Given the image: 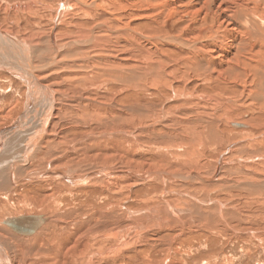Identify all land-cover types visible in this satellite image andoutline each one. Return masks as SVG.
Here are the masks:
<instances>
[{
    "label": "rangeland",
    "instance_id": "1",
    "mask_svg": "<svg viewBox=\"0 0 264 264\" xmlns=\"http://www.w3.org/2000/svg\"><path fill=\"white\" fill-rule=\"evenodd\" d=\"M70 1L0 0V32L8 34L9 36L6 35L7 38H10V36L11 38L19 37L18 39L31 38L36 34L43 36L42 45L37 48L34 47L36 55L40 56V60L39 58L32 59V65L35 64L36 72L45 73L41 77L42 84L48 80L51 74L64 73L44 71L50 68L44 69L43 65L47 60H41L42 57H45L41 55L42 50L49 43L45 37L51 33V36H59L60 38L72 35L77 28L92 31V35L99 39L107 38L125 28H131L137 35L141 36L145 43H141V46L134 43L133 47L125 46L126 48L111 47L112 54L109 55L113 56L115 54L114 57L124 58L127 63L133 61V63H136V68L140 66L143 70L141 72L146 74L150 73L147 63H152L155 75L153 74L152 79L144 78L137 81L136 87L119 85L115 80L109 84L106 82L108 87H106V90L103 89L104 93L100 92L95 97L91 94L92 100H94H90L91 102L89 100L85 101L83 96V92L89 91V87L85 86L86 88L82 87L74 90V92L72 89L69 96H76L75 101L86 103L79 104L81 107L86 106L89 102V105L95 106L96 104V107L99 106V102H105L106 104L102 103L104 105L108 104L106 107L113 110L108 111L106 119L99 118L100 116H94V119H91L88 117L89 115L85 114L80 115L82 116L81 119H76L77 116L73 114L77 109L72 108L76 103L69 100L66 105L70 107L66 105L64 107L61 98H65V95L62 96L60 93L67 95L68 93L60 92L56 94L54 118L58 117L57 119L61 123L58 124V127L51 125L48 128L47 135H51V138H55L57 141L53 142V145L46 139L45 143L48 142L49 144L45 145L43 135H39L41 129L39 126H41L42 116L47 110V100L38 91H33L36 102L28 106L29 91L27 86L8 72L9 69H0V132L3 141L0 147V244H2V246L0 245L2 248L0 252L5 254L9 263L11 260L15 264L16 257L22 260L26 255L31 254L34 258L35 253L39 256L47 248H64L66 244L71 246L70 239L74 240V248L78 249L79 246L84 245L86 239H92V234L97 232L94 238L101 239V243L102 240H106L105 244L99 245L96 243L86 249L102 254L115 244L112 240L113 237L110 239L103 238L104 235L106 236L105 232L111 229L115 223H119L124 216L130 214L129 217H131L122 225L130 227H134L138 223L150 225V214L146 213L148 215L146 216L143 210L154 211V207L164 210V206L166 207L165 201L171 203L173 207L189 208L194 201L190 202L189 207H187L185 201L181 198L183 194L189 201V197L193 196L200 199L202 203L208 204L209 202L208 205L204 206L198 203L192 205L191 208L194 209H192V218L195 219L193 225L189 223L191 220L184 213V218L182 217L181 221L188 223L183 228H180L177 222H173L174 229L170 228V230L160 231L155 227L152 228V226L150 227L151 230L142 233L141 241L135 246V249L132 247L125 250L122 258L117 259L115 263H107L103 257L102 261H98L101 258L99 255L91 259L94 262L93 264H146L148 261H151L149 264H163L164 260L168 258L167 256L181 264H264V162H261L262 164L259 162L264 160V151L252 146V148L244 147L246 143L250 142V135L259 138L264 136V110L254 109L255 103L262 106L263 93L260 94L258 90L249 93V87H243L240 83L233 82L232 77L229 74L227 76V73L222 74L227 83L215 79L209 81L204 77V72L202 73L199 67L196 68V66L186 64L189 62V57L187 56L188 58L185 59L184 52L174 48V46L180 45L187 51L192 46L191 42H186L183 45L184 43H178L176 42L177 39L174 38L176 39V45L169 44L174 42L168 43V39L180 37L184 28L195 33H198L199 30H206V38L199 39V43L205 40L216 41L217 44H214V48L219 49L222 42L220 40L219 43V38L225 32L223 28L218 27L220 19H222L219 17V11L221 8L231 9L232 11L241 10V8L243 10V6H247L250 0H234L235 2L226 0L227 2L230 1L228 5L225 0H216L217 2L215 0H166L153 1L147 5L142 2L137 6L135 4L134 7L128 6L126 8L115 6V0H74L81 4L83 11H88L89 14H83L80 11L79 16H75L77 18L74 17L72 21L67 19L65 26L63 24L58 25L57 23L61 17L60 11L63 8V11H67L66 3ZM131 1L133 2V0ZM207 2H210V4L208 3V5ZM223 2L226 6L222 4ZM203 3H206L205 6ZM238 4H241L242 7ZM14 5L21 8H17V10L16 8H14L15 10L10 8ZM221 5L223 6L221 7ZM210 6L216 7L211 8ZM56 11L58 12L56 13ZM136 11L138 14L146 13L151 14V16H145L148 19L145 17L135 19L136 16L134 15L127 16L131 12L137 14ZM72 12L74 13L75 10L73 9ZM121 14L125 16L121 19L122 22L121 20L118 22ZM101 27L107 28L108 31H101ZM210 28H214L215 32L211 31ZM211 32H213V35L210 34ZM145 38L154 40L159 38L160 42H158L157 47L160 48V51L157 55L153 53L154 47L152 48L151 45L146 44ZM29 43L31 45V41ZM7 45L11 46V44ZM139 47L141 48L139 49ZM30 50L34 51L32 46ZM61 55L62 58H56L57 62L70 61V58H67L63 53ZM31 57L33 58V53ZM160 63H165V73L155 68ZM55 66H58V64L53 67ZM198 71L201 72L197 74ZM216 73L217 71L211 73V75ZM239 76L237 75L235 79L242 82V77ZM105 80L107 81V79ZM105 80L99 79L97 82L103 81L104 84ZM49 85L54 87L52 84ZM62 85H65V82H62ZM64 87H61V90ZM95 89L99 92L98 87H95ZM209 99H215L218 103L214 104ZM227 103L229 105H226ZM81 107L78 108L79 111H82ZM62 108L69 109L64 112L65 109L62 110ZM83 116L85 119H82ZM67 119H72V122ZM82 120H86V122ZM188 120L198 122L187 126ZM21 123H23V126ZM231 123L245 124L246 127L234 128ZM185 125L190 127L191 131L196 132V134L202 133L203 146L195 148L196 150H193L190 146L188 147V145H185V148L182 146L184 144H181L178 138L185 135ZM13 126H15L14 129H12ZM256 126L258 128H255ZM34 136H39L35 139V143L31 140ZM205 136L208 137V140ZM226 140L228 141L226 142ZM48 145L49 147H47ZM231 145L236 148L233 153H229ZM176 146L178 147L176 148ZM23 156H27L28 160L31 163L33 162L32 168L30 162L25 167L23 166L25 163ZM247 158L259 160H247ZM11 164L15 166L14 178L20 180L21 178H27V176L31 179L35 173H43L47 170L55 171L61 174V177L67 178L62 172L63 169L69 172L73 171L79 177L92 172L102 174L109 169L114 170V172H135L139 178L129 179L130 177L122 176L115 179L114 176L106 180L104 177H100L103 180L97 178L96 185L90 181L91 177L88 180H83L82 184L77 183L76 178L70 181L72 184H62L57 180L34 178V181L32 179L30 182L14 187L15 185L7 179ZM214 169H216V175L213 182L198 183L194 180L195 177H190L191 173L197 172L208 180L215 173ZM160 171L189 178L185 182L171 183L165 180L163 182L157 181L155 177H146L145 179L141 176ZM97 174L94 177H98ZM47 182L53 184L50 183L52 185L49 186ZM41 183L43 184L41 185ZM113 183L114 185L120 183V185L128 186L116 190L111 188L115 187ZM129 185L133 187L128 190ZM13 188H16L20 194L12 192ZM128 192L131 194L129 198L127 196ZM20 195L26 197L29 200L28 203L24 201L26 204H19L17 201L21 199ZM27 204L30 205V208ZM216 204L221 205L222 208L219 211L224 220L220 216L217 220L215 214L217 212ZM200 206L207 211L204 214L207 216V221L203 227L199 225V223L203 224L201 220L198 221L201 217V212L199 213L201 209L197 207ZM35 214L48 216L47 218L50 217L51 222L38 231L43 235H47L40 245L42 250L28 253L31 248L26 247L25 243L21 242L26 238L4 227L1 222L7 217ZM84 215L88 217V220L83 222L81 217ZM214 217H216V220H213ZM211 224L218 228L217 232L211 230ZM92 230L96 231L92 232ZM120 231L121 228L115 230L117 234H120ZM143 240L144 243H142ZM20 245H23L26 249L19 250ZM82 256L84 255H79V257ZM85 257L87 259L89 254H86ZM86 259L79 260V263L84 262ZM48 262V264L52 263L51 261ZM19 264L23 263L19 262ZM39 264L42 263L39 262Z\"/></svg>",
    "mask_w": 264,
    "mask_h": 264
},
{
    "label": "bare ground",
    "instance_id": "2",
    "mask_svg": "<svg viewBox=\"0 0 264 264\" xmlns=\"http://www.w3.org/2000/svg\"><path fill=\"white\" fill-rule=\"evenodd\" d=\"M153 1L161 2V1H166V0H133V2L131 0H115V2H116L115 6H118V7H121V8H126L128 6L129 7H134L135 4L137 6V4H141L142 2H145V5H147L148 3L150 4ZM217 1L215 0V2H217ZM224 2L222 4H224ZM229 2H227V5H228ZM208 3L210 4V2H207V4ZM66 4H67V7H68V10L67 11H63V9H64L63 8L60 11L61 17L59 18V21L57 23L58 25L63 24L65 26L66 20L68 19V20L72 21L73 18L76 15L79 16L78 13L80 11H82L83 14H89L88 11H83L84 10L83 7L77 1L71 0L70 2H68ZM205 4L203 3L204 6H205ZM208 5H207V7H208ZM224 5L226 6V4H224ZM238 5L241 6V4H238ZM139 6H141V5H139ZM222 6L223 5H221V7ZM23 7H26V6H23ZM210 7L212 8L214 6H210ZM10 8H12V9L16 8V10H17V8L20 9L21 7H19L17 5H14V6L10 7ZM28 8H30V7H28ZM225 8H227V7H225ZM73 9L75 10L74 13L72 12ZM217 9H218V7H217ZM57 12L58 11H56V13ZM132 13L133 12L128 13L127 16L128 15H130V16L134 15V16H136L135 19H142L145 16H147V17L151 16V14H146V13L138 14V12H137L138 15L134 14V13L132 14ZM214 13H216V12H214ZM123 16H125V15H123V14L120 15V19H118V22H119V20H121L123 18ZM147 17H145V18H147ZM219 17L222 18V19H220V24H219L218 27L219 28L220 27L223 28L224 31H225L224 35L222 37L220 36V38H219V43H220V40H222L221 45H219V49L214 48V46H215L214 44H217L216 41H206L205 40V41L199 43L198 40L202 39L203 37H205L207 35L206 34V30H199L198 33H195L192 30L189 31V29H188V31H187V29L184 28L182 30V32H181L182 34H181L180 37H173L172 39H168V43L169 42H174L175 44L174 43H169L170 45L173 44V46H174V45H176V42H178V43L182 42V44L184 43L183 45H185L186 42H191L192 46L187 51L184 50L183 47H181L180 45H176V46H174V48L176 50L184 52V54L186 55L185 59H186L187 56L189 57V62L186 63V64L191 65V66H196V68L199 67V70H201L202 73L204 72V77L206 79H208L209 81L210 80L213 81L215 79L217 81L219 80V82L227 83L226 78H224V76L222 75L223 73H227V76L229 74L232 77L233 82L240 83L243 87H245V86H247V88L249 87L248 88L249 93L250 92L252 93L253 90H258L260 92V94L263 93V96H264V0H250V2L247 3V6H245V5L243 6V10L241 8V10L232 11L231 9H222L221 8V10L219 11ZM233 17H234V19H232ZM75 18H77V17H75ZM121 22H122V20H121ZM186 28H188V27H186ZM100 30L103 31V32H107L108 31V29L104 28V27H101ZM210 30L215 32L214 28H210ZM213 32H211L210 34L213 35ZM51 34L45 37V38H47V42H49V43H48L47 46H45V49L42 50L43 53H41V55L45 56V57H42L41 60H44V59L47 60L46 63L44 65L43 64L42 65L44 66V69L50 67V68L44 70V71H47L49 73H51V72L54 73L53 71L64 72V73L51 74L48 77V80L45 83L42 84L41 81L43 82V80L41 79V77L45 73H41V72L37 73L36 72L35 67H34L35 64L32 65V59L35 60L36 58H39V60H40V56L36 55V51L34 49L37 48L38 46L42 45V43H43L42 42V37L43 36L41 34H36L34 36H31V38H22V39L20 38V39H18L19 37L18 38H13V37L11 38V36H10V38H7L6 35L9 36L8 34H3L2 32H0V69H4V70L5 69H9L8 72H10L14 77H16V79L17 78L20 79L21 83L23 82L27 86V88H28L27 90L29 91L28 106L30 104H35V102H36V100H35V98L33 96V93H34L33 91H38L47 100V101L45 100L47 102V104H48L47 105V110L45 109L46 112H45L44 116H42L43 119L41 121V126H39L41 128V129L39 128L40 129V134L39 135H41V136L43 135L42 137H43L45 145L49 144L48 142L45 143L46 139H48V141L50 143H53V142L57 141V140H55V138L54 139L51 138L52 137L51 135H47L48 128L51 125H55L56 127H58V124L61 123V121L59 119H57L58 117L54 118V114L56 112V110L54 108L56 94H58L60 92H67L68 93V95L65 94V93H60V94H62V96L65 95V98H61V99H63V101H61L63 103L62 106L66 105L67 101H69V100L72 103L73 102L76 103L75 106L72 107L73 109L74 108L77 109L75 112L73 111L74 112L73 115L77 116L76 119H81L80 118V117H82V116H80L81 114L89 115L88 117H90L91 119H94L93 118L94 116H98V117L100 116L99 118L106 119L105 117H108V114H107L108 111L109 110H113V109H111L109 107H106L108 104L107 105L102 104V103H105V102H102V103L99 102V104H98L99 106H97V107H96V104H95V106L89 105V103L91 102L90 100L93 99L92 96L95 97L100 92L104 93L103 89L106 90V87H108L107 85L109 83H111L113 80H115V82L117 81L119 85L122 84V85H125V86L129 85V86L136 87L137 86V84H136L137 81L142 80L144 78L145 79H149V78L152 79L153 78V74L155 73L154 72L155 70L152 68L153 67L152 63H147L148 69L150 68V71H149L150 73L146 74L145 72H143V73H145V74H143L141 72V70H142L141 67L139 66L138 68H136L137 67L136 63H133V61H129L130 63L129 62L127 63L124 58L114 57L115 54H113V56L109 55V54H112L111 51H110L111 47H125V46L126 47H133L134 43H138L139 46H141V43H143L144 41L141 39V36L137 35L136 32L133 31L131 28H125L123 30L118 31L117 33L111 34L112 36L111 35L108 36L109 38L105 37V38H101V39H99L97 37H94L92 35V31H87V30L85 31V30L80 29V28H77L76 32H74L72 35L71 34L70 35H66V36L61 37V38L59 36H54V35L51 36ZM110 38H112V39L110 40ZM174 38H176L177 40L174 39ZM145 39H146V44L147 45L149 44V45L152 46V48L154 47L153 49H155V50L153 51V53H154V55L155 54L157 55L159 53V51H160V48L157 47L158 42H160L159 38H157L156 40L147 39V38H145ZM175 40H176V42H175ZM30 41H31V45L29 43ZM165 41H167V40H165ZM153 43H155L156 45L153 44ZM7 44H11V46H8ZM31 46L33 47V50H34L33 52H32V50H30ZM156 47H157V49H156ZM140 48L141 47H139V49ZM128 51H131V50H128ZM216 51H217V53H216ZM37 52H38V50H37ZM32 53H33V58L31 57ZM62 53H63V55H66L67 58H70V61L63 62V63L57 62L56 58L57 57H61L62 58L63 57L61 55ZM190 57H191V59H190ZM55 64H58V66L53 67ZM164 64L160 63L155 68H158V71L161 70L163 73H165L164 70H165L166 66ZM188 65H186V66H188ZM196 71H197V69H196ZM215 71H217V73L214 74V75H211V73H215ZM218 71H221V72L218 73ZM200 72L198 71L197 74H199ZM202 73H201V75H202ZM147 75H149V77H147ZM237 75H240L242 77V82L237 81L235 79ZM157 77H158V75H157ZM99 79L100 80L107 79V81L105 80V83L103 84V81L102 82H97V80H99ZM146 81H149V80H146ZM62 82H65V85H62ZM53 83H55V84L53 85ZM159 83H160V81H159ZM44 84H47V85L45 86ZM49 84H52L54 87H50ZM148 84H149V82H148ZM103 85H104V88H103ZM63 86H65V87L61 90V87H63ZM85 86L89 87L90 89H88L89 91L86 90V93L83 92L84 93V95H83L84 96V100L85 101L89 100L90 102L86 105L87 107L85 105L81 107L80 105H83L85 102H80L79 103V101H75L76 96H69V95L71 94L72 89H73V92H74V90L81 89L82 87H85ZM95 87L99 88L98 89L99 92L96 91ZM58 90H60V91L58 92ZM65 90H67V91H65ZM91 94H92V96H91ZM180 95L182 96L183 94H180ZM254 95H255V92H254ZM79 96H81V95H79ZM189 96H191V95H189ZM256 96H254V97H256ZM40 97H42V96H40ZM186 97H187V95H186ZM260 97H262V96H260ZM191 98H193V97L191 96ZM65 99H67V100H65ZM209 100H210V102H213L214 104H216V102H217L215 99H209ZM92 101H94V100H92ZM94 103H96V102H94ZM226 105H229V103H227ZM66 106L70 107L69 105H66ZM66 106H64V107H66ZM259 106H260L259 103H255L254 104V109L259 110V111L260 110H264V101L262 102V106H260V108H259ZM79 107H81L82 111H79L80 110V109H78ZM64 109L65 108H62V110H64ZM68 109L69 108L65 109L64 112L68 111ZM61 113L63 115H66L63 112H61ZM117 117H119V116H117ZM24 118H25V116H24ZM119 118H121V117H119ZM82 119H85L84 116H83ZM67 120H70V119H67ZM86 120H82V121L86 122ZM96 121H98V120H96ZM181 122L183 123V121H181ZM197 122L198 121L194 122L192 120L191 121L188 120V122L186 124H187V126L188 125L191 126L192 123H197ZM22 124L23 123H21V125ZM236 125H242V126L241 127H236ZM84 126H87V125H84ZM187 126L185 125V127H184L185 128L184 130H186L184 132L185 135H183L182 138L181 137L178 138L180 140L179 142H181V144H184V145H182V146H184V148H185V145H188V147L190 146L191 148H193V150H196L195 148H200L204 144L202 133L201 134H199V133L196 134V132L194 133L193 131H191L190 127H187ZM231 126L234 127V128H245L246 127L245 124H240V123H231ZM14 128H15V126L12 127V129H14ZM203 128H205V127L203 126ZM255 128H258V127L256 126ZM250 136H251L250 137L251 138L250 142L246 143L247 142L246 141L245 142L246 145L244 147L249 148V147L252 146V147H256V149H263V151H264V136L262 138H261V136H260V138L254 136V135H250ZM37 137H39V136H37ZM37 137L34 136V138L31 139L33 141V143L36 142L35 139ZM105 137L107 138V136H105ZM208 137L210 138V136H208ZM50 138H51V140H50ZM205 138H206V136H205ZM43 140H42V142H43ZM227 141L228 140H226V142ZM2 142H3L2 141V133L0 132V147L2 145ZM105 142H106V140H105ZM176 143H177V141H176ZM181 144H178V145H181ZM53 145H54V143H53ZM194 145H195V147H194ZM173 146H174V144H173ZM233 146H234V144H233ZM233 146L229 150L230 151L229 153H233L234 151H236L235 150L236 148L233 147ZM29 147H27V148H29ZM47 147H49V145ZM177 147L178 146H176V148ZM85 149H86V147H85ZM175 150L177 151V149H175ZM85 153H87V151H85ZM255 153H257V152H255ZM23 157H24V162H25L23 164V166L25 167V165L29 164V162L31 163V161L28 160L27 156H23ZM254 159H256V158H250V159L247 158V160H254ZM256 160H259V159H256ZM259 162L260 163L264 162V160H261ZM12 164L9 167V173L7 175V179L9 181H11L15 185L14 187H17L19 184L23 185L26 182H30V180H32V179L34 181L35 180L34 178H38V179H41V180L42 179H48V180H51V181L52 180H57L58 182H60L62 184H65V183L66 184L67 183L70 184L71 183L70 181H72L75 178L78 181L77 183H79V184H82L84 182L83 180H88L89 177H91L90 181L93 184L96 183V181H97L96 179L97 178L102 179L100 177H104V179H106V180H108V178H112L114 176L116 177L115 179H118V177H122V176L130 177L129 179H132V178L135 179L136 177L139 178V176H137L135 172L134 173L133 172L131 173L129 171L114 172V170H109V169L106 172L102 173V174H100V173L97 174L96 172H92L90 174H86V175H83V176L79 177L77 174H74L73 171L69 172L66 169H63L62 172L64 173V176H67L68 179L66 177H61L60 176L61 174H59V173H57L55 171L47 170V171H45L43 173H40V172L39 173H35L32 176L31 179H29L30 177L28 178V176H27V178H24V179L21 178V180H20L19 178H14L15 177V166H12ZM30 165H31L30 167L32 168L33 167L32 166L33 162ZM247 166H249V165H247ZM256 166H258V165H256ZM215 170L216 169H214V171ZM96 174H97L98 177H94ZM215 175H216V171L212 175V177L210 179L208 178V180H207L200 173L193 172V173L190 174V177L191 176L195 177L194 180L197 181L198 183L199 182L201 183V182H213V179H214ZM141 176H142V178H145V179H146V177H150V178H154L155 177L157 181H162L163 182V180H165V181H169L171 183L172 182H174V183L185 182L189 178V177H183V176L169 174V173H166V172H163V171L150 172V173H147V174H143ZM50 183H52V182H49V184L47 182V185L51 186L53 184V183L52 184H50ZM42 184L43 183H41V185ZM56 184H58V183H56ZM108 184H110V183H108ZM113 185H114V183H113ZM215 185H216V183H215ZM114 186L115 187H111V188L118 190V189H123L124 187H126L128 185L124 186L122 184L120 185V183L119 184L116 183ZM132 187L133 186L129 185V187H127V189L129 190V188L131 189ZM12 192H14L15 194H18V195L20 194L19 191H17L16 188ZM14 193H12V194H14ZM166 193H164V194H166ZM127 196H128V198L131 196L130 192H128ZM181 196H183L181 198H182L183 201H185V205L187 207H189V205H190L189 203L192 202V201H194L195 204L196 203L201 204V206L209 204V202H208V204L203 202L204 203L203 204L202 202H200V199L195 198L193 196H192L193 198L189 197L190 201H189V199L187 200V197H184L183 194ZM19 197L21 198V199H18V201H17L19 204L20 203L26 204L24 201H27V203H28L29 200L26 199V197H24L22 195H20ZM44 201L46 202V200H44ZM194 203L192 205H195ZM29 204H27L28 207L30 206ZM35 204H36V202H35ZM165 204H166V207L164 206V208H165L164 210L162 208H157V207L153 208L154 211L148 210V209L143 210L145 214L146 213L150 214L149 215V217H151L149 219V223L151 222L150 225H148V224L145 225L144 223H138L134 227L122 225L124 222H126V221H128L130 219V217H131V216L129 217L130 214H128V216H124L123 219H121L119 223L118 222H117V224L115 223L114 226L111 229H109V230H107L105 232L106 236L104 235L105 233L103 234L104 235L103 238L106 237V239H108V238L110 239V238L113 237L112 240H114V243H115V244H113V246L111 248L106 250L105 253L98 254V253H95L93 250H90V249L87 250L86 249L87 247L95 245L96 243H98L99 245L100 244H105L106 240L105 241L102 240V243H101V239L94 238L95 237V233H97V232H95V233L92 234V236H93L92 239H86V240L84 239L85 240L84 245L79 246L78 249L74 248V243H73L74 240L70 239L69 242L71 243L70 244L71 246L66 244L64 246V248H61V247L58 248V249H55V248H49L48 249L47 248L46 250H44V252L40 253L39 256L37 255V253H35V255H34L35 257L34 258L32 257L33 255H31V254L30 255H26V257L23 258L22 260H19V257H16L14 263L16 262L15 264H19V262H21L23 264H39V262H41L42 264H48L49 263L48 261H51L52 262L51 264H93L94 262L91 261V259L93 257L99 256V255H100L101 258L98 259V261H102V257H103V259L107 263H115L117 259L122 258L125 250H127L128 248H132V247H134V249H135V246L139 243V241H141L140 238L142 236V233L148 231L149 229L151 230L150 227H152V226H153L152 228L155 227L156 229H158L160 231L170 230V228H173V225H174L173 222L174 223L177 222L178 223L177 225L180 228H183L186 225V223H188V222H185V221L184 222L181 221L184 213H186V215L189 217V220H191L189 223H191V225H193V223L195 222V219L192 218L193 217L192 213H193V210H194L193 208H191V207H193L192 205L189 208L185 207V209H183L180 206H179L180 208L179 207H173V205H171V203L166 202V201H165ZM216 205H217V207H216L217 208V212H215V214H216L217 220H219V216L222 218L221 213L219 211V210H221L222 207H221L220 204H216ZM201 206L197 207L198 209H201V211H199V213L201 212V217L199 216L200 218L198 219V221L200 222V220H201V222L203 224L199 223V225L201 227H203V225H205L206 221H207L206 220L207 216L204 215V214H206L207 211L205 209L203 210ZM21 208H22V206H21ZM210 210H211V208H210ZM124 215H126V214H124ZM33 216H42L45 219V223L42 225V227H44L45 225H47L48 223L51 222V218L50 217L47 218L48 216L46 217V216H43V215H36V214L33 215ZM146 216H148V215L146 214ZM216 217H214L215 219H213V220H216ZM7 218H13V217H7ZM7 218H4V220L1 222L2 225H4L3 222ZM87 218L88 217L85 216V215L81 217V219H83V222H84V220H88ZM223 218H222V220H224ZM113 220H115V219H113ZM93 221H94V219H93ZM198 221H196V222H198ZM215 222H218V221H215ZM215 222H213V223H215ZM68 225H70V224H68ZM189 226H190V224H189ZM210 226L212 227L211 230L217 232L218 228L216 226H214L212 224ZM4 227H7V225H4ZM102 227H104V226H102ZM120 228H121L120 234H117L115 232V230L120 229ZM8 229L11 230L10 228H8ZM39 229L33 231L29 235H25V236L21 235L23 238H26L24 240H21V242L25 243L26 247L29 246V248H31V250L28 253H30L32 251H36V250L37 251L42 250V249H40L41 248L40 245L44 241V239L46 238L47 235H43V233H39L38 232ZM96 230H92V232H94ZM87 232H90V231H87ZM49 235H50V233H49ZM51 235H52V233H51ZM7 237H9V236H7ZM51 237L52 236H50V238ZM52 239H53V237H52ZM144 242L145 241L143 240L142 243H144ZM0 245L2 246V244H0ZM8 245H10V244H8ZM76 245H79V244H76ZM1 246H0V251H2ZM22 249H26V248L22 245L19 250H22ZM61 250H64V251H61ZM166 252H168V251H166ZM32 253H34V252H32ZM13 254H15V253H13ZM81 254H83L84 256L79 257V255H81ZM86 254H89V257L87 259L85 257ZM167 257L168 258H166V260H164L163 264H181V263H177V262L171 260L170 256H167ZM83 258H85L86 260L84 262H80L79 263V260H81ZM38 259H40L41 261L38 260ZM150 262L148 261V262H146V264H149ZM11 263H12L11 260H10V263H9V260H7V257L5 256V254L0 252V264H11Z\"/></svg>",
    "mask_w": 264,
    "mask_h": 264
},
{
    "label": "water",
    "instance_id": "3",
    "mask_svg": "<svg viewBox=\"0 0 264 264\" xmlns=\"http://www.w3.org/2000/svg\"><path fill=\"white\" fill-rule=\"evenodd\" d=\"M242 125H236L241 127ZM45 223L42 216L21 215L18 217L7 218L3 224L7 225L14 233L18 235H29L33 231L38 230Z\"/></svg>",
    "mask_w": 264,
    "mask_h": 264
}]
</instances>
